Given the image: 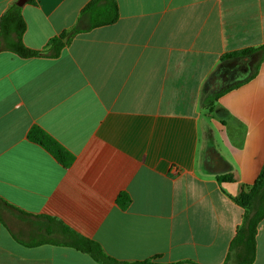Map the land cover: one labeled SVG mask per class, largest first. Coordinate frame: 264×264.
Here are the masks:
<instances>
[{
  "label": "crops",
  "instance_id": "crops-1",
  "mask_svg": "<svg viewBox=\"0 0 264 264\" xmlns=\"http://www.w3.org/2000/svg\"><path fill=\"white\" fill-rule=\"evenodd\" d=\"M17 1L0 0V19ZM91 1L22 7L31 49L80 29L59 57L0 52V199L121 263L226 264L244 224L236 200L264 166V50L222 57L264 48V0H116L117 22L96 28L82 16ZM34 127L70 167L29 140ZM4 218L0 264H100L34 246L45 220ZM252 264H264V220Z\"/></svg>",
  "mask_w": 264,
  "mask_h": 264
},
{
  "label": "trees",
  "instance_id": "trees-1",
  "mask_svg": "<svg viewBox=\"0 0 264 264\" xmlns=\"http://www.w3.org/2000/svg\"><path fill=\"white\" fill-rule=\"evenodd\" d=\"M28 3L34 4L35 2L34 0H29ZM102 4H104V8L97 12ZM87 15L93 18L91 28L112 25L119 18L118 4L116 0H92L82 11V16ZM26 30L27 24L22 16V8L17 5L12 6L0 19V52H11L23 59L44 56L57 58L61 55L64 48L71 43L73 37L80 32L78 28L71 32H64L51 39L43 50H35L27 47L23 41ZM261 50H264V48H250L229 53L224 55L222 60L251 57ZM257 72L258 65L248 80L252 79ZM210 107L212 110L214 104ZM29 140L43 147L63 167L68 168L73 164L74 156L41 128H32L29 133ZM129 202L130 199L128 197H125V195L120 196L119 203L123 206H126ZM236 202L245 210L244 224L231 245V255H229L226 264H252L255 261L258 227L264 220V166L252 188L244 192ZM4 214L18 220L32 217L45 220L41 225V228L43 227L44 229V234L40 236V241L34 244V246L50 244L71 247L79 252L90 255L100 264H130L121 263L109 257L97 243L79 235L58 219L47 216H30L0 199V221L3 223L5 219ZM133 264H149V262Z\"/></svg>",
  "mask_w": 264,
  "mask_h": 264
},
{
  "label": "water",
  "instance_id": "water-1",
  "mask_svg": "<svg viewBox=\"0 0 264 264\" xmlns=\"http://www.w3.org/2000/svg\"><path fill=\"white\" fill-rule=\"evenodd\" d=\"M29 2V0H18L16 5L20 8L24 7L27 3Z\"/></svg>",
  "mask_w": 264,
  "mask_h": 264
}]
</instances>
